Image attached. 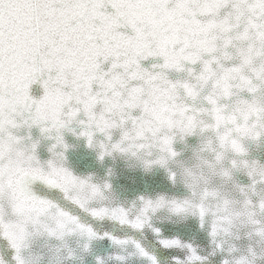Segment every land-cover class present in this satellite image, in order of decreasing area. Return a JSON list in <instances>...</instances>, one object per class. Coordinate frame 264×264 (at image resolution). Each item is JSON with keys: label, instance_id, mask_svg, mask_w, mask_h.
Here are the masks:
<instances>
[{"label": "snow or ice", "instance_id": "6c2138e0", "mask_svg": "<svg viewBox=\"0 0 264 264\" xmlns=\"http://www.w3.org/2000/svg\"><path fill=\"white\" fill-rule=\"evenodd\" d=\"M67 135L100 162L160 168L187 195L110 198V179L66 166ZM253 149H264V0H0V264H32L41 235L83 239L86 252L107 241L113 264H159L157 250L182 253L172 264H264ZM161 211L194 221L209 255L154 222ZM146 232L155 248L135 235ZM74 258L54 249L56 264Z\"/></svg>", "mask_w": 264, "mask_h": 264}, {"label": "water", "instance_id": "95a60500", "mask_svg": "<svg viewBox=\"0 0 264 264\" xmlns=\"http://www.w3.org/2000/svg\"><path fill=\"white\" fill-rule=\"evenodd\" d=\"M67 143L70 145L66 152V166L71 169L75 174L86 176L92 175L97 181H103L104 179H110L113 185V193L108 194L110 198L115 197L119 201H130L138 194H146L155 196L157 193H167L169 196L183 197L187 195L182 183L178 182L175 187L169 185L165 172L160 168H154L150 172H145L141 165V162L135 158H127L117 156L114 160L106 157L103 162L97 159V153L93 149L86 147L84 139H76L71 135L66 136ZM190 145H195L196 141H189ZM185 155L180 159L188 165L195 174V180L189 178V182L203 183V178L200 177L199 161L193 158L192 149H184L182 145H178ZM41 158L47 159L48 153L45 147H41ZM254 155H259L261 159H264V149H261L259 153L255 152ZM112 169L111 177H107L108 169ZM180 171V167L177 168ZM207 176V170H205V177ZM241 182L247 183L245 177L240 176ZM216 183H219L218 181ZM155 220H164L165 228L170 234L179 235L182 239L190 240L193 244L199 246L200 255H209V246L206 238L195 231V229L187 228L186 225L194 223L191 219L184 220L183 218L170 216L167 211H161ZM111 230L117 233L123 234L125 230L118 228L115 225H110ZM138 239H145V243L150 248H155L152 243L153 237L150 232L144 233L141 236L139 233L135 234ZM67 244L74 254V259L65 260L63 264H95L96 256L105 257V264H113L107 257L114 251L112 246L107 241H95L91 246V251H84L83 245L85 241L75 236L64 240L48 239L46 236H38L32 244V264H56L54 259V249L57 247H63ZM129 251H131L129 249ZM67 249H65V254ZM128 255L127 252L121 253ZM159 264H172L170 257L173 253L164 250H157L156 252ZM40 259H37V258ZM218 259V258H217ZM128 264H145L144 261L131 258ZM208 264H214L212 260L208 261Z\"/></svg>", "mask_w": 264, "mask_h": 264}]
</instances>
